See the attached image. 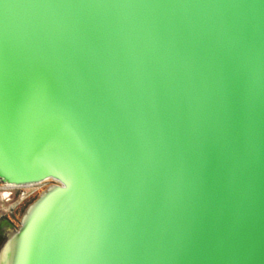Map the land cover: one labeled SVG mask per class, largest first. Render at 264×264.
<instances>
[{
  "label": "water",
  "instance_id": "obj_1",
  "mask_svg": "<svg viewBox=\"0 0 264 264\" xmlns=\"http://www.w3.org/2000/svg\"><path fill=\"white\" fill-rule=\"evenodd\" d=\"M48 183L0 264H264V0H0V186Z\"/></svg>",
  "mask_w": 264,
  "mask_h": 264
},
{
  "label": "rangeland",
  "instance_id": "obj_2",
  "mask_svg": "<svg viewBox=\"0 0 264 264\" xmlns=\"http://www.w3.org/2000/svg\"><path fill=\"white\" fill-rule=\"evenodd\" d=\"M50 185L52 183L41 188L27 190L26 198L23 197L25 191L8 190L0 186V249L8 233L20 226L21 218L28 206Z\"/></svg>",
  "mask_w": 264,
  "mask_h": 264
},
{
  "label": "built area",
  "instance_id": "obj_3",
  "mask_svg": "<svg viewBox=\"0 0 264 264\" xmlns=\"http://www.w3.org/2000/svg\"><path fill=\"white\" fill-rule=\"evenodd\" d=\"M36 189V188H34ZM8 190H22V191H26V190H29V189H8ZM26 192L24 193L23 197L26 198Z\"/></svg>",
  "mask_w": 264,
  "mask_h": 264
},
{
  "label": "bare ground",
  "instance_id": "obj_4",
  "mask_svg": "<svg viewBox=\"0 0 264 264\" xmlns=\"http://www.w3.org/2000/svg\"><path fill=\"white\" fill-rule=\"evenodd\" d=\"M5 190H7V189H5ZM25 192H27V190Z\"/></svg>",
  "mask_w": 264,
  "mask_h": 264
}]
</instances>
